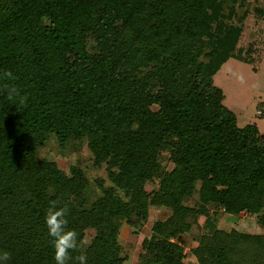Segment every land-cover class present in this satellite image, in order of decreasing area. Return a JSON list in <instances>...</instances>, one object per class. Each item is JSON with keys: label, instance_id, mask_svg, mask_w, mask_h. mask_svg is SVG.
I'll return each mask as SVG.
<instances>
[{"label": "trees", "instance_id": "trees-1", "mask_svg": "<svg viewBox=\"0 0 264 264\" xmlns=\"http://www.w3.org/2000/svg\"><path fill=\"white\" fill-rule=\"evenodd\" d=\"M243 3L0 0V88L15 85L25 98L0 91L8 264H56L44 219L53 200L69 209L67 227L86 242L71 255L87 264H126L122 223L138 234L161 206L170 213L151 223L133 264H189L178 238L196 216L207 229L189 249L196 264H264V233L215 225L222 210L264 227V132L238 126L212 82L227 59L252 62V47L238 41L247 13L264 18V0L238 15ZM49 137L82 141L105 180L88 189L79 166L39 157Z\"/></svg>", "mask_w": 264, "mask_h": 264}, {"label": "rangeland", "instance_id": "rangeland-1", "mask_svg": "<svg viewBox=\"0 0 264 264\" xmlns=\"http://www.w3.org/2000/svg\"><path fill=\"white\" fill-rule=\"evenodd\" d=\"M262 0H244L242 6L236 7L238 15L242 14L245 8L251 9ZM247 9V10H248ZM238 45L246 48L252 47L250 64L229 58L221 64L219 69L212 76V82L221 88L223 92L222 103L230 109L236 118L238 126L254 122L259 131L264 132V18H256L249 12L243 19L242 32ZM37 154L41 158L49 159L67 171L71 165L79 166L88 179L89 188L95 187V178H104L103 165L94 167L89 159L85 144L82 141H68L59 146L53 137L37 148ZM165 158V156H164ZM162 162L165 160L162 158ZM150 189L152 185H146ZM155 187V185H154ZM210 206V211H212ZM264 211V209L262 210ZM170 213L166 207H150L147 221L143 230L138 234H131L130 228L122 223L118 232V242L122 246L123 253L128 257L126 264H133L139 249V243L146 237L151 223L156 219H163ZM215 225L224 230L235 229L248 233H264V227L255 223V216L246 213H239L231 216L222 210H217ZM211 214L208 213V216ZM191 228L188 232L179 236L181 253L189 264H196L189 249L195 246L196 239L201 233H206L205 216L190 218Z\"/></svg>", "mask_w": 264, "mask_h": 264}, {"label": "clouds", "instance_id": "clouds-1", "mask_svg": "<svg viewBox=\"0 0 264 264\" xmlns=\"http://www.w3.org/2000/svg\"><path fill=\"white\" fill-rule=\"evenodd\" d=\"M5 80L15 79L11 72H6L3 77ZM0 91L6 92L9 100H17L23 104L25 98L20 95V90L12 84H5ZM69 209L67 206L59 207L58 202L53 200L45 213V225L48 235L51 237V244L54 250V260L56 264H69V261H75V264H87V256L80 254L73 257L71 254L81 248L86 242L80 239V234L71 228H68ZM11 255L8 251H0V264H8Z\"/></svg>", "mask_w": 264, "mask_h": 264}]
</instances>
